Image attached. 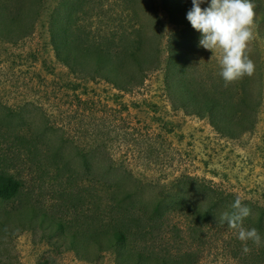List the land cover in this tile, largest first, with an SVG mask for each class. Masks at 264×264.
Listing matches in <instances>:
<instances>
[{
	"label": "rangeland",
	"instance_id": "374dc122",
	"mask_svg": "<svg viewBox=\"0 0 264 264\" xmlns=\"http://www.w3.org/2000/svg\"><path fill=\"white\" fill-rule=\"evenodd\" d=\"M79 1L31 0L26 8L30 24L23 31L0 33V169L24 184L14 204L0 198V264H119L114 237L100 234L104 241L99 243L84 232L88 225L95 232L96 215L84 213L89 201L101 208L112 201L132 212L143 200L161 198L168 221L161 243L183 249L184 236L175 228L186 226V212L174 209L170 200L181 203L196 195L182 184L187 178L227 198L223 212H231L230 202L239 197L252 211L246 219H264V40L257 27L248 44L256 66L249 76L253 111L234 114L246 124L224 131L207 115L193 112L199 109H184L178 86L165 82L169 50L176 45L200 90L218 84L210 77L219 72L217 53L199 46L201 33L186 19L192 0H171L172 17L164 0H85L75 11ZM209 4L205 0L200 6ZM52 22L66 30L64 42L87 66L74 65V71L58 60ZM74 24L90 26L100 40L113 34L116 43L121 34L125 43L145 36L140 66L116 59L115 48L106 55L104 45L99 52L106 61L97 63L78 45ZM186 27L189 34L182 42ZM53 155L72 157V170H96L111 181L130 172V188L96 185L86 202L79 182L88 181L78 173L66 185V174H55ZM69 185L77 194L67 197ZM8 209L21 217L9 221ZM228 234L223 227L207 228L199 264H236L227 258Z\"/></svg>",
	"mask_w": 264,
	"mask_h": 264
},
{
	"label": "trees",
	"instance_id": "16d2710c",
	"mask_svg": "<svg viewBox=\"0 0 264 264\" xmlns=\"http://www.w3.org/2000/svg\"><path fill=\"white\" fill-rule=\"evenodd\" d=\"M83 1L85 0H80L79 3L76 4L75 11H77L78 8H81ZM253 2L256 5L255 26L257 27L259 36L264 40V0H253ZM29 3H31V0H11L8 3L0 0V33L4 31L9 34L12 30L19 29L23 31L30 24L31 21L28 20L26 16V8H28ZM169 4L172 5L171 0H164L165 8L172 17L173 14ZM174 4L175 2H173L172 6H174ZM83 14H85V12ZM74 18H76V16ZM74 28L77 33L76 40L78 41V45L81 46V49L84 52L90 51L93 59L97 63L106 61L105 56L101 54L102 51H106L105 54L107 55V51L111 48H115L117 49L116 53L119 54L116 59L132 63L135 67H137V65L140 66L142 59L139 56V52L142 50V42L144 41L145 36H143L142 39H137L134 35V38H131L129 42L125 43L123 40L125 35L121 34L119 35V42L116 43L113 40V34L111 37H106L104 40H100L97 37V34H94L90 30V26H86V24H74ZM187 30L188 27L185 28L184 32L180 33L182 42L184 41L183 37H187L189 34ZM65 34L66 30L63 27L52 22L51 42L58 60L74 71V65L81 66V68L87 66L88 64L82 60V57L78 55V52L73 51L66 45L68 43L63 40ZM173 35L170 36L172 42ZM126 37L128 38L127 35ZM101 45H104L105 48L99 52ZM191 46L192 45L190 44L189 47ZM169 52L168 63L165 66V82L168 86H178V92H181V97L179 96V98L184 103V109L185 107L187 108L186 105L191 108L194 107L199 109V111L195 109L192 110L201 116L207 115L212 126L219 130H230L238 125L243 127L246 124L236 121L234 114L242 113L246 115L253 111L251 104L252 99L249 94L251 83L249 76H244L241 79L225 85L219 72H214V74L213 72H210V77L213 78V80L216 79L218 84L215 85L213 82L209 91L203 90L202 88L200 90L197 86L196 79H191L189 72H187V56L185 57V60L182 61L181 54L184 51H181L180 48L175 45L169 50ZM109 58L111 59L110 56ZM113 59H115V57H113ZM180 62L182 68L178 67ZM260 63L264 84V56L261 58ZM196 91L199 93V96L194 98ZM238 105L241 106V110H238ZM50 157L52 158V156ZM71 158L64 159V157L58 158L53 155L54 160H52V163H54L56 169L55 174L60 172L66 174V185L68 179H74L78 173L80 175V180L85 178V180L88 181V184H82V180L79 182V185L83 187L82 197L86 202L87 197L89 199L90 191L93 190L96 185H99V187H102L101 189L104 190L112 188L111 186H116L120 189L130 188L127 179L131 176L130 172L123 175L118 174L115 176L116 180L111 181L109 178L104 179L102 174H99L96 170L91 171L89 167H87L89 170H85L84 172H78L74 169L72 170ZM181 182L182 184L189 185L193 190H196L195 196L187 200L186 197L182 198L181 203L175 202L176 197L170 200V204L174 209L178 207L181 211L186 212V226H184V228H175L176 230L178 229L177 232H182V237L184 236L186 244L185 248H172L170 245L167 246L161 243L163 233H168L167 215L165 216V214L161 213V209L164 208L163 200L161 198L143 200L138 205L136 211L133 209L132 212H130L129 209L125 210L118 205H114L112 201H107L103 208L99 205H92L89 201L91 206H86L87 211L84 213L88 214L91 212L96 215L94 225L95 232L91 231V225L84 228V232L92 234L90 237L96 238L99 243H101V240L103 239L100 237V234L104 236V239H106L105 236L114 237L116 239V252L119 257V264H199L201 248L203 249L205 247L206 230L207 228L218 226L225 228L229 233L227 236L228 238H224L227 258L233 260L236 264H264L263 218H252L251 221L246 218L243 220V227L245 229H250V225L256 222L257 225L255 228L259 231L261 236V244L259 246L255 245L251 240L247 241V247L250 251L245 253L243 251L244 242L237 238V230L228 227L226 222L221 221V216L224 213L222 208L226 205L227 198L216 197L212 188L196 183L190 178L183 181L181 180ZM23 187L24 184L20 178L15 177V175L10 174L2 168L0 169V198L4 200L6 204H14V202L17 201V196L22 193ZM201 193L208 196V200L200 199L205 197ZM75 194H77V192L73 190L72 185H69L67 197ZM233 202L234 200L230 202V205ZM15 216L21 217L17 212L13 213V210L11 209L6 211L5 218L9 221L13 220ZM20 221H22V219H20ZM2 224L4 226L7 225L6 222H2ZM167 243H169V241ZM193 245H195V248Z\"/></svg>",
	"mask_w": 264,
	"mask_h": 264
},
{
	"label": "clouds",
	"instance_id": "9594fccd",
	"mask_svg": "<svg viewBox=\"0 0 264 264\" xmlns=\"http://www.w3.org/2000/svg\"><path fill=\"white\" fill-rule=\"evenodd\" d=\"M205 0H192L186 19L193 29L201 33L199 46L217 53L219 75L225 85L244 76H252L255 63L250 58L249 42L254 38L255 8L253 0H210L208 7L201 8ZM225 211L221 221L237 230V238L244 242L243 251L249 252L247 241L261 244L256 228L245 229L243 220L252 215L251 209L237 197Z\"/></svg>",
	"mask_w": 264,
	"mask_h": 264
}]
</instances>
